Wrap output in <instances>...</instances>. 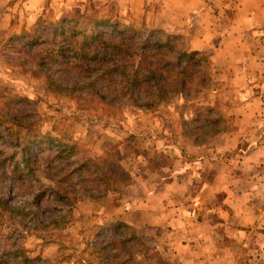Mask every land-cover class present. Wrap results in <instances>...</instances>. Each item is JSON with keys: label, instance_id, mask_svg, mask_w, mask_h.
<instances>
[{"label": "rangeland", "instance_id": "obj_1", "mask_svg": "<svg viewBox=\"0 0 264 264\" xmlns=\"http://www.w3.org/2000/svg\"><path fill=\"white\" fill-rule=\"evenodd\" d=\"M26 1L10 0L11 11L0 21V107L27 123L19 134L21 138L31 140L37 132L44 140L52 137L56 142H43L41 149L32 145L26 150L33 160H46L35 174L10 176V164L8 160L4 163L5 179L0 181V191L13 212L0 210V264H100V259L133 264L128 259L136 251L135 260L142 259L143 252L151 256L150 262L141 264H157L154 257L166 261L162 247L167 249L169 232L161 227L136 228L121 219L126 215L124 219L136 222L140 215L135 217L134 213L146 210L140 202L160 181L177 185L173 188L184 183L171 180L172 174L194 175L192 178L200 174L205 181L212 172L225 169L236 176L246 174V78L239 75L238 85L232 81L236 70H221L214 65L212 50L219 38L213 36L208 51H197L198 45L193 49L191 41L204 42L205 34L187 37L163 28L169 24L164 15H173L180 7V3H172L175 0L170 1L171 5L165 0H46L41 10L38 3L28 5ZM77 10L84 13L74 21L77 28L104 20L119 29H129L131 34L144 33L143 38L150 32H156L150 38L158 40L181 37L189 52L202 54L207 62L209 87L195 92L191 100L171 97L148 108L124 103L115 114L104 113L101 106L80 107L75 100L55 93L44 75L35 73L32 57L24 60L15 54L21 53L25 42L40 44L42 37L56 28V21L65 16L74 19ZM171 23L179 27L190 22ZM73 26V22L68 24L69 28ZM98 30L109 32L106 27L98 26ZM26 60L31 65L25 64ZM219 117V126L225 129L210 135V122L214 125L210 120ZM111 147L119 149L120 166L131 182L118 184L111 192L90 183L66 187L62 192H67L71 199L68 202L54 196L50 190L53 182L43 171L47 160H67L71 168L77 167L83 161L101 158ZM63 149L61 157H54ZM21 150L0 135V159H8L15 151L11 164L21 166ZM64 162L55 161L60 165ZM162 168L169 169L166 179L160 175ZM84 169L79 177H89L85 173L90 171ZM106 245L107 255L100 256L98 248Z\"/></svg>", "mask_w": 264, "mask_h": 264}, {"label": "crops", "instance_id": "obj_2", "mask_svg": "<svg viewBox=\"0 0 264 264\" xmlns=\"http://www.w3.org/2000/svg\"><path fill=\"white\" fill-rule=\"evenodd\" d=\"M9 1L0 0V21L11 11ZM45 1L28 0L26 4L38 3L41 10ZM170 1L165 0L171 5ZM172 3L180 7L173 15H164L169 24L163 28L187 37L205 34L204 42L191 41L193 49L198 45L197 51H208L213 36L219 38L212 50L214 65L236 70L232 81L238 85L240 76L246 78V174L236 176L225 169L212 172L206 181L200 174L196 178L172 174L171 180L184 183L173 188L177 185L160 181L140 202L146 210L134 213L140 215L138 220L124 219V215L121 221L169 232L167 249L162 247L169 263L264 264V0ZM172 20L190 23L174 27ZM161 171L166 179L169 169Z\"/></svg>", "mask_w": 264, "mask_h": 264}, {"label": "trees", "instance_id": "obj_3", "mask_svg": "<svg viewBox=\"0 0 264 264\" xmlns=\"http://www.w3.org/2000/svg\"><path fill=\"white\" fill-rule=\"evenodd\" d=\"M82 14L84 13L77 10L74 19L69 18L70 16L60 18L56 21L53 32L43 36L40 44L32 41L25 42L24 48L19 51L21 53L15 54L22 55L24 60L32 57L34 62L31 63L35 66V73L43 74L55 93L64 94L75 100L80 107L96 105V107L101 106L104 113L115 114L124 103L134 107L148 108L166 102L171 97L182 96L186 100H191L195 92H201L209 87L211 78L206 73L207 62L202 54L189 52L181 37L167 36L158 40L150 38L151 35L156 34V32H150L145 33L143 38L144 33L133 32V35L129 29H119L116 24H108L104 20L77 28L74 21L82 18ZM71 22L74 23L73 28L68 27ZM98 26L106 27L109 32L98 30ZM15 40L13 39L12 42ZM24 63L30 64V61L26 60ZM207 110L213 111L210 108ZM214 119L210 120L214 125L210 122L211 128L207 130L210 131V135H216L225 129L223 125L219 126L221 120L217 119L220 117ZM26 125L27 123L18 116L6 114L0 107V135L13 147L22 149L23 154L21 166L17 163L11 164L15 158V151L9 155V158L7 156L8 159H0V181L2 182L5 179L6 160L10 164V176H20L26 172L35 174L41 162L46 160H33L30 155L25 154L26 150L32 145L41 149L43 142L47 144L56 142L52 137L44 140L36 131L37 135L35 134L31 140L21 138L19 134L26 129ZM63 152H65L64 149L54 157H61ZM2 154L0 152V156ZM100 157L83 161L79 166H74L75 168H71L72 163L67 160H50L52 162L47 160L43 171L53 182L50 190L54 196L68 202L71 199L67 197V192H62L66 187L76 188L78 184L90 183L105 186L106 191L111 192L118 184L132 181L129 174L120 166L122 156L119 149L106 148ZM55 161L65 162L60 165ZM83 168L90 171L85 173L89 177L78 176ZM76 178L77 180L73 182L72 180ZM0 210L13 212L8 207L2 191H0ZM120 244L123 245L122 242ZM95 247L93 248L96 249ZM108 248V245L98 248V254L106 256ZM136 253L137 251L132 257L129 256V262L141 264V261L144 263L151 261L149 258L151 256L147 252H143L142 259L135 260ZM115 257L116 255L113 256ZM147 258L150 260L146 261ZM116 261L114 264L125 262L118 259ZM153 261L157 264H167L166 261L156 257ZM100 264H112V262L100 259Z\"/></svg>", "mask_w": 264, "mask_h": 264}]
</instances>
